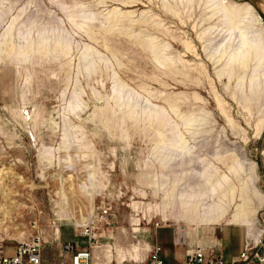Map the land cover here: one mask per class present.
<instances>
[{
	"label": "rangeland",
	"instance_id": "rangeland-1",
	"mask_svg": "<svg viewBox=\"0 0 264 264\" xmlns=\"http://www.w3.org/2000/svg\"><path fill=\"white\" fill-rule=\"evenodd\" d=\"M215 1L0 0L1 253L39 234L55 263L88 230L91 251L140 262L156 232L215 238L225 223H191L184 198L264 237V64L229 66ZM228 1L264 40L259 8Z\"/></svg>",
	"mask_w": 264,
	"mask_h": 264
},
{
	"label": "built area",
	"instance_id": "built-area-1",
	"mask_svg": "<svg viewBox=\"0 0 264 264\" xmlns=\"http://www.w3.org/2000/svg\"><path fill=\"white\" fill-rule=\"evenodd\" d=\"M88 248H80L77 242L68 241L61 245L59 260L55 263L44 262L42 257V240L39 234H34L26 240L17 241L14 246L13 255H4L2 252L4 240L0 238V264H166L160 257V246L154 243L148 251L145 260L136 262H110L99 263L92 259L90 247L94 245L95 236L85 231ZM173 244L184 246V236L176 238L175 231L172 237ZM180 264H264V237L251 235V240L246 237L240 254L225 263L221 255H206L201 246H196L186 252V256Z\"/></svg>",
	"mask_w": 264,
	"mask_h": 264
},
{
	"label": "bare ground",
	"instance_id": "bare-ground-1",
	"mask_svg": "<svg viewBox=\"0 0 264 264\" xmlns=\"http://www.w3.org/2000/svg\"><path fill=\"white\" fill-rule=\"evenodd\" d=\"M215 2V12L220 13L218 19L228 31V40L233 41V38L234 40L237 39L234 51L229 56L230 65L229 63L228 65L230 67L239 65L240 68L246 69L249 61L250 63L253 62V70L260 68L264 64V40L262 32L252 35L248 31V26L251 23L259 22V18L254 14L253 8L246 3L237 4L228 0H216ZM212 15L214 16V13ZM234 31L237 33L236 37L234 36L235 34H232ZM244 32L245 35H243ZM228 44L231 45L230 48L232 50L233 44H230V42ZM198 208L197 204L191 203L186 198L182 199V210L188 214L191 223L204 225L220 223L227 225L233 223L243 225V227L246 226L247 231H249V227L253 224L246 218L242 209L237 210L226 218L223 204L220 201L213 202L205 212L200 213ZM55 230L58 233V228H55ZM251 234L253 235V231L247 234L248 241L251 240ZM175 236L176 238L181 237L177 230L175 231Z\"/></svg>",
	"mask_w": 264,
	"mask_h": 264
},
{
	"label": "crops",
	"instance_id": "crops-1",
	"mask_svg": "<svg viewBox=\"0 0 264 264\" xmlns=\"http://www.w3.org/2000/svg\"><path fill=\"white\" fill-rule=\"evenodd\" d=\"M248 1L253 6L258 7L261 13L264 15V0H248ZM223 227L220 228L215 238L204 236L203 230H200L198 227H193L190 230L184 229L183 236L185 237V240H186V244L184 246H178L176 244H173L172 237L168 242H165V241L160 242L158 241V235L156 232L154 243L160 246V257L166 264L182 263V261L184 260L186 256V252L188 250L194 249L196 246H201L204 249L206 255H210V254L221 255L223 261L225 263H228L230 262L231 259L236 258L242 251L244 241L247 237V232L245 231V228L241 226L240 224H233V223L227 224V225L225 224ZM223 233H225V238H224ZM230 238H232V241L233 239L236 240V243H237L236 245L237 248L235 250L236 253H231V252L228 253L225 249V247L228 246L229 244ZM65 242H68V241H65ZM14 246L15 244H13L12 246L11 254H8V255L14 254ZM150 248L151 246L149 247V250ZM91 254H92V259L95 262H99V263H110L111 262V259L108 258V256L104 254V252L100 251V253H98L97 251L94 252V250L92 249ZM147 256L148 255L146 254V257ZM43 260L44 262H47V263H54V262H49L46 259H43ZM58 260L59 259H57V261ZM129 260H127V262H129Z\"/></svg>",
	"mask_w": 264,
	"mask_h": 264
}]
</instances>
